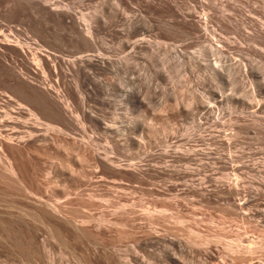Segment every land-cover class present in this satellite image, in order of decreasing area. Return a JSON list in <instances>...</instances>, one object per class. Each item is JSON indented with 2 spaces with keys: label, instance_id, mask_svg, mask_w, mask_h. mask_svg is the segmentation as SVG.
<instances>
[{
  "label": "rangeland",
  "instance_id": "1",
  "mask_svg": "<svg viewBox=\"0 0 264 264\" xmlns=\"http://www.w3.org/2000/svg\"><path fill=\"white\" fill-rule=\"evenodd\" d=\"M219 1L0 0V39L15 36L49 54L60 74L42 73L32 59L22 63L10 54L7 64L35 78V85L50 78L53 94H60L68 118L74 119L68 120L66 133L48 129L60 123L44 107L27 103L31 93L15 88L0 68V96L23 104L37 136L50 133L47 141L22 144V149L0 145V264H264V28H259L264 27V3L224 0L227 7ZM253 7L262 10L254 13ZM184 15L210 19V31L186 23ZM83 18L94 23L95 33L87 34L92 45L75 32V20ZM229 21H236L234 27ZM206 38L227 53L213 55ZM129 53L133 64L119 74ZM228 62L241 65L244 73ZM75 76L81 77L76 81ZM248 90H254L253 99ZM25 130L19 128V140L29 137ZM94 148L102 158L115 159L120 172L97 163ZM11 163L16 174L8 169ZM226 163L243 166L241 174L224 169ZM134 165L142 166L141 176ZM229 183L242 194L224 192ZM200 187L203 194L194 190ZM55 205L66 219L62 233L52 225L56 219L49 212Z\"/></svg>",
  "mask_w": 264,
  "mask_h": 264
},
{
  "label": "bare ground",
  "instance_id": "2",
  "mask_svg": "<svg viewBox=\"0 0 264 264\" xmlns=\"http://www.w3.org/2000/svg\"><path fill=\"white\" fill-rule=\"evenodd\" d=\"M167 1H169V0H167ZM173 1V0H172ZM175 1V0H174ZM197 1H199V0H197ZM221 1L223 2L224 0H220L219 2L221 3ZM230 1V0H229ZM241 1V0H240ZM246 1H248V0H246ZM257 1V0H256ZM256 1H254L253 0V2L252 3H254V2H256ZM14 2H15V0H14ZM170 2H171V0H170ZM231 2V1H230ZM232 2H234V0L232 1ZM236 2H237V0H236ZM235 2V3H236ZM251 2V1H250ZM258 2V1H257ZM20 3V2H19ZM22 3H23V1H22ZM166 3V2H165ZM224 3V2H223ZM222 3V4H223ZM234 3V4H235ZM238 3V2H237ZM236 3V4H237ZM240 3V2H239ZM242 3H244V2H242ZM242 3L241 4H239V6H241L242 5ZM262 3H264V0H263V2ZM15 4V3H14ZM174 5H175V3H173ZM204 4V3H203ZM212 4V3H211ZM210 4V5H211ZM225 4L226 3H224L223 5L225 6ZM260 4V3H259ZM16 5V4H15ZM176 5H177V3H176ZM214 5V4H213ZM211 6V8L213 7H215V5H217V4H215L214 6ZM17 6V5H16ZM205 6V5H204ZM223 6V7H224ZM226 6L227 7H231L230 6V4H226ZM233 6H235V5H233ZM239 6H237L236 5V9L239 7ZM243 6V5H242ZM257 6V5H256ZM261 6V5H260ZM263 6H264V4H263ZM15 7V6H14ZM20 7H22L21 6V3H20ZM223 7H222V9H223ZM254 7H255V5H254ZM252 8V9H254V13L257 11V9L259 8V9H261L260 7H257L256 8V10H255V8ZM16 8V7H15ZM46 8H48V7H46ZM176 8H177V6H176ZM208 8H210V7H208ZM207 8V9H208ZM210 8V10L212 11V9ZM215 8H217V6L215 7ZM215 8H214V12H215ZM242 8V7H241ZM234 9H235V7H234ZM244 9V8H243ZM251 9V10H252ZM258 9V10H259ZM250 10V11H251ZM262 10V9H261ZM54 11H57V10H55V8H54ZM59 11V10H58ZM61 11V10H60ZM64 11V10H63ZM179 11V10H178ZM208 11V10H207ZM217 11H221V8H220V10H217ZM223 11H225V10H223ZM253 11V10H252ZM218 12V13H219ZM226 12H227V10H226ZM243 12H245V11H242V13ZM261 12V11H260ZM259 12V14H261L262 13V17H263V11L260 13ZM213 13V12H212ZM221 13H223V12H221ZM237 13V12H236ZM239 13V12H238ZM237 13V14H238ZM257 13H258V11H257ZM55 14H57L59 17H61V18H66L67 16L65 15V13H63V12H55ZM68 14H69V12H68ZM72 14V13H71ZM209 14H210V12H209ZM223 14H225V13H223ZM228 14V13H227ZM240 14V16H242V14L241 13H239ZM246 13H244V15H245ZM215 15H216V13H215ZM218 15V18H219V16L221 17V15H219V14H217ZM235 15V14H234ZM243 15V17H247V16H244ZM247 15V14H246ZM213 16V15H212ZM211 16V17H212ZM229 16H231V14H229ZM238 16V15H237ZM37 17V16H36ZM206 17V16H205ZM223 17V16H222ZM225 17H226V14H225ZM243 17H241V18H243ZM251 17V16H250ZM250 17H248V19L250 18ZM46 18V17H45ZM68 18H72V20H73V17H71V16H69ZM95 18V17H94ZM97 18V17H96ZM173 18V17H172ZM175 18V17H174ZM174 18H173V20H174ZM184 19H182V20H185V22L186 23H190L191 21H194V23H195V25L197 26V27H199V28H201V30L202 29H208V27L210 26H208V23H209V21H210V19H209V21H208V23H207V21H206V19H205V21L203 20V18H198L197 20H193V19H188V17H185V15H184V17H183ZM190 18V17H189ZM209 18H210V16H209ZM213 19H214V17H212ZM211 18V19H212ZM224 18V17H223ZM77 19H79V18H77ZM84 19V21L83 20H75V25L77 26V28L79 29V31H75V32H77V34L83 39V40H85L87 43H90L91 45L94 43L93 41V38H92V42H91V37H89L87 34H89V35H93V33H95L94 31H93V21H91V19L92 18H89V19H87V18H83ZM213 19H212V21H213ZM221 19V18H220ZM225 19V18H224ZM46 20V19H45ZM191 20V21H190ZM215 20H219V19H215ZM214 20V21H215ZM223 20V19H222ZM222 20H220L219 21V23L222 21ZM226 20V19H225ZM228 20V19H227ZM226 20V21H227ZM252 20V19H251ZM251 20L249 21V22H251ZM211 21V22H212ZM237 21V20H236ZM235 21V22H236ZM239 21V20H238ZM241 21V20H240ZM254 21V20H253ZM252 21V23H254ZM218 22V21H217ZM223 22V21H222ZM222 22H221V24H222ZM230 22L231 21H229V23L228 22H226V23H228V24H230ZM235 22L231 25V26H233L234 27V24H235ZM242 22H243V20H242ZM241 22V23H242ZM244 22H246L245 20H244ZM219 23H217V24H219ZM224 23H225V21H224ZM239 23V22H238ZM257 23V22H256ZM259 23V22H258ZM148 24V23H147ZM220 24V25H221ZM244 24V23H243ZM255 24V23H254ZM219 25V27H221ZM238 25V24H237ZM242 25V24H241ZM252 25V24H251ZM250 25V26H251ZM62 26V25H61ZM64 26V25H63ZM174 26V25H173ZM172 26V27H173ZM240 26V25H239ZM244 26H245V24H244ZM257 26H259V25H257ZM225 27H227V26H225ZM235 27H238V26H236L235 25ZM246 27H249V26H247L246 25ZM252 28L253 27H255L256 28V24L255 25H253V26H251ZM67 28V27H66ZM65 28V30H67ZM176 28V27H175ZM222 28H224V26L222 27ZM221 28V29H222ZM241 28H243V26L241 27ZM258 28V27H257ZM261 30H262V28H264L263 26L261 27V25H260V27H259ZM177 29V28H176ZM180 29V28H179ZM244 30H245V28H243ZM243 29H240V31H242V32H244V30ZM249 29V28H248ZM260 29H258V30H260ZM182 30V29H181ZM226 31L228 30V29H225ZM229 30L230 31H233V30H231L230 29V27H229ZM254 30H256V29H254ZM253 29H252V31H254ZM258 30H257V32H258ZM259 31L260 33H262V31ZM208 31V30H207ZM209 31H210V27H209ZM230 31H228V32H230ZM61 32V31H60ZM75 32L73 33L74 35H75ZM205 32V31H204ZM237 32H239V30L237 31ZM236 32V34H238ZM256 32V31H255ZM256 32V33H257ZM264 32V31H263ZM62 33H64V32H62ZM66 33H67V31H66ZM70 33V32H69ZM207 33V32H206ZM233 33H234V31H233ZM240 33V36H241V32H239ZM246 33H248V32H245L244 34H246ZM255 33V34H256ZM77 34L75 35V36H77ZM180 34V33H179ZM199 33H197V35H198ZM204 33H202V35H203ZM250 34V33H249ZM254 34V35H255ZM263 34V33H262ZM11 35V34H10ZM13 35V34H12ZM74 35H73V37H74ZM96 35H97V33H96ZM149 35H151V34H148L147 36H149ZM185 35H186V32H185ZM189 35V34H188ZM200 35V34H199ZM208 35H209V33H208ZM248 35V34H247ZM246 35V36H247ZM253 35V36H254ZM258 35V34H257ZM260 35V34H259ZM264 35V34H263ZM14 36V35H13ZM206 36H207V34H206ZM243 36H245V35H243ZM242 36V37H243ZM252 36V35H251ZM253 36H252V38L250 39V37L248 38V39H250V40H252L253 39ZM261 36V35H260ZM72 37V38H73ZM93 37V36H92ZM99 37H101V35L99 36ZM146 37V36H145ZM198 37V36H197ZM200 37V36H199ZM205 37V36H204ZM209 37H210V35H209ZM259 37V36H258ZM263 37V36H262ZM1 38V37H0ZM11 38H12V36H11ZM11 38H8V37H5V38H3V39H0V68L3 70V73L6 75H8V76H10L11 77V79L9 80L10 82H13L14 83V85L16 86L15 88H17L18 90L20 89V90H25L27 93L29 92V93H31L30 95L32 96V98H30L29 96H28V98H26L27 100H28V102L27 103H30L32 106H36V105H40V106H42V107H44L45 109H46V114H48V115H50V117L52 116L53 118H55L54 120L55 121H57V122H59L60 123V125L59 126H57L58 124H55V122H53L54 123V126H51V127H49L48 129H54V131L55 130H57L56 131V133H58V131H59V134H60V132H62V131H66L67 129H68V124H67V122H68V120H70L69 118H68V116L67 115H70V114H67V111H66V109H65V107H63V103H61V100H60V98H59V95L60 94H57L56 96L54 95L55 93H54V91H53V89L56 87L54 84H51L50 82V76L49 77H47V78H49V79H44V81H42V84L40 85H35L33 82H32V80H36L35 78H31L29 75V77H26V76H24V74H23V72H22V70H21V72H18V71H16V69L15 68H11L12 66V64L9 66L7 63H8V61L6 60L7 59V56L10 54V55H12L13 57L14 56H16L17 57V59L19 60V61H21L22 63H24L25 61L27 62L29 59H30V61H31V59H32V62L33 63H35V65H33V66H35V69L38 71L39 70V67L40 68H42L41 69V71L42 70H45V72L47 71L51 76H57V78H59L58 76H59V69H58V66H57V62L56 63H52V62H54V61H52V60H50V58L48 57V55L46 56L45 54H44V52L42 53L41 52V50H38V49H36V47L35 48H33V47H31V45H24L23 43H22V39L20 40V39H18V38H16L15 36H14V38L13 39H11ZM64 38V37H63ZM77 38H78V36H77ZM97 38H98V35H97ZM102 38L103 37H101V40H102ZM148 38V37H147ZM202 38V37H201ZM245 38V37H244ZM243 38V39H244ZM259 38H261V37H259ZM82 39L80 40V41H82ZM141 39V38H140ZM139 39V40H140ZM254 39H256L255 40V43L257 42V38L256 37H254ZM262 39V38H261ZM264 39V38H263ZM73 40V39H72ZM95 40L97 41V39L95 38ZM142 40V39H141ZM140 40V41H141ZM144 40V39H143ZM147 40V39H146ZM201 40V39H200ZM203 40V39H202ZM206 41H208L209 42V45L207 46V48L209 49V51H211L212 53H213V55H221V56H223L224 54H225V50L221 47V46H219L218 44H216V42L211 38V39H209V38H206L205 39ZM205 40H203V41H205ZM25 41V40H24ZM95 41V42H96ZM135 41V40H134ZM152 41V40H151ZM261 41V40H260ZM259 41V42H260ZM263 41V40H262ZM84 41H82V43H83ZM106 42V41H105ZM108 42V41H107ZM58 43V42H57ZM74 43V42H73ZM87 43H86V45H87ZM97 43H99V41H97ZM139 43V42H138ZM142 43V42H141ZM143 43H144V41H143ZM149 43V42H148ZM203 43V42H202ZM227 43V42H226ZM258 43V42H257ZM262 44H263V42H261ZM79 44V43H78ZM102 44H105L104 42H102ZM140 44V43H139ZM138 44V45H139ZM224 44V43H223ZM85 45V44H84ZM95 45V44H94ZM98 45V44H97ZM136 45H137V42H136ZM78 46V45H77ZM87 46H90V45H87ZM96 46V45H95ZM103 46V45H102ZM135 46V45H134ZM229 46V45H228ZM85 47V46H84ZM91 47V46H90ZM98 47H99V49H100V45H98ZM95 48V47H94ZM133 48V47H132ZM135 48V47H134ZM206 48V47H205ZM88 49V48H87ZM86 49V50H87ZM96 49H98L97 48V46H96ZM110 49V48H109ZM108 49V50H109ZM82 50V49H81ZM88 50H92V48L91 49H88ZM87 50V51H88ZM134 50V49H133ZM205 50H207V49H205ZM79 51H80V49H79ZM136 51V50H135ZM208 51V52H209ZM6 52H9V53H6ZM80 52H82V51H80ZM86 53V51H83L82 52V54L83 53ZM91 52V51H90ZM102 52H104V51H102ZM108 52H110V50L108 51ZM130 52L132 53V51H131V49H130ZM211 52H209V53H211ZM50 53V52H49ZM78 53V52H77ZM76 53V54H77ZM93 53H95L94 51H93ZM137 53V52H136ZM135 53V54H136ZM227 53V52H226ZM79 54H81V53H79ZM88 54V53H87ZM96 54H99V53H97L96 52ZM95 54V56H97ZM108 54V53H107ZM135 54H133V55H135ZM9 55V56H10ZM92 55H94V54H92ZM104 55V54H103ZM56 56V55H55ZM55 56H54V58H55ZM74 56V55H73ZM76 56H78V54L76 55ZM83 56V55H82ZM89 56H90V58H91V60H95V58H94V56L92 57L90 54H89ZM89 56H87V57H89ZM99 56V55H98ZM102 56V55H101ZM101 56H99V57H101ZM108 56V55H107ZM210 56V55H209ZM79 57V56H78ZM85 58H87L86 56H84ZM135 57V56H134ZM226 57V56H225ZM224 57V58H225ZM90 58H88V60L90 59ZM104 58V57H103ZM119 58V57H118ZM6 61H5V60ZM105 59V58H104ZM103 59V60H104ZM112 59H114L115 60V56H114V58H112ZM112 59H111V61H112ZM116 59H117V57H116ZM123 59H125L122 63H121V65H120V67H118V65H117V67L119 68V71H118V69H116L117 71H118V73L120 74L123 70H125L126 68H127V70H128V68H129V64L130 63H132V61H134V59L132 58V56H131V54L129 53L128 54V57L126 56L125 58H123ZM122 59V60H123ZM133 59V60H132ZM135 59H136V57H135ZM217 59V58H216ZM17 60V61H18ZM67 60V59H66ZM66 60H64V62L66 61ZM80 60V59H79ZM83 59L81 58V61H82ZM90 60V61H91ZM99 60V59H98ZM132 60V61H131ZM56 61V60H55ZM68 61V60H67ZM121 61V60H120ZM227 61V60H226ZM228 61H229V57H228ZM59 62V61H58ZM72 62V61H71ZM74 62V61H73ZM72 62V63H73ZM79 62V61H78ZM104 62V61H103ZM113 62V61H112ZM114 62H116V60L114 61ZM117 62H119V61H117ZM224 62V61H223ZM31 63V62H30ZM71 63V64H72ZM76 63V62H75ZM92 63H94V62H92ZM219 63V62H218ZM221 63V62H220ZM228 63H230V62H228ZM61 64V63H60ZM70 64V62L68 63V65ZM70 64V65H71ZM74 64V63H73ZM77 64V63H76ZM78 64H80V63H78ZM133 64V63H132ZM27 65H29V64H27ZM84 65V67H86L85 66V64H83ZM104 65H106V64H104ZM115 65V64H114ZM225 65V64H224ZM14 66V65H13ZM32 66V67H33ZM63 65H61V67H62ZM107 66V65H106ZM130 66H132V65H130ZM222 66V65H221ZM228 66L230 67V68H233L234 69V71H235V69H237V71H240V72H243V71H241L242 69L240 68L241 67V65H237V63H230V64H228ZM30 67V66H29ZM64 67L65 66H63V68L62 69H64ZM68 67V66H67ZM74 67V66H73ZM108 67V66H107ZM115 67V66H114ZM113 67V68H114ZM216 67V66H215ZM17 68V67H16ZM34 68V67H33ZM81 68H82V66H81ZM226 68V67H225ZM252 68V67H251ZM69 69H70V67H69ZM78 69V68H77ZM76 69V70H77ZM87 70L89 69L88 67L86 68ZM130 69V68H129ZM217 69V68H216ZM67 70V69H66ZM80 70V69H79ZM114 69H112V71H113ZM215 70V69H214ZM223 69H221L220 71H222ZM229 70V69H228ZM249 70V69H248ZM253 70H254V68H253ZM63 71V70H62ZM65 71V70H64ZM69 71V70H68ZM71 71V70H70ZM90 71V70H89ZM93 71H94V69H93ZM93 71H92V74H93ZM226 71V70H225ZM231 71V70H230ZM236 71V72H237ZM33 72H35V74H36V71H34L33 70ZM44 71H42V73H43ZM65 72H67V71H65ZM73 72V71H72ZM81 72V71H80ZM79 72V73H80ZM224 72V71H223ZM245 72H246V69H245ZM249 72V71H248ZM1 73H2V71H1ZM25 73H28V72H25ZM38 73V72H37ZM40 73V72H39ZM78 72H77V74H79ZM118 73H115V74H118ZM218 73V72H217ZM227 73V72H226ZM244 73V72H243ZM242 73V74H243ZM250 73V72H249ZM259 73V72H258ZM30 74V73H29ZM41 74V73H40ZM64 74L65 73H63V76H64ZM77 74H76V76H77ZM81 74V73H80ZM234 75H235V73H233ZM247 74V73H246ZM5 75H4V77H5ZM25 75H27V74H25ZM41 75H43V74H41ZM44 75H45V73H44ZM47 75V74H46ZM65 75H67V74H65ZM226 75V74H225ZM230 75V74H229ZM239 75V74H238ZM250 75V74H249ZM7 76V77H8ZM31 76H33V75H31ZM75 76V77H76ZM82 76V75H81ZM81 76H78V77H76V81L78 80L77 78H79V77H81ZM227 76V75H226ZM236 76H237V74H236ZM243 76V75H242ZM246 76V75H245ZM261 76V75H260ZM3 77V78H4ZM45 77V76H44ZM43 77V78H44ZM93 77V76H92ZM95 77V76H94ZM99 77V76H98ZM234 77V76H233ZM248 77V76H247ZM262 77H264L263 75H262ZM38 78V77H37ZM46 78V77H45ZM55 78V77H54ZM65 78V77H64ZM96 78V77H95ZM102 78V77H101ZM253 78V80H254V77H252ZM38 79H40V77L38 78ZM99 79H100V77H99ZM97 80V78H96V82H99L100 81V83L102 82V83H104V81H101V79L100 80ZM104 79V78H103ZM264 79V78H263ZM50 82H49V81ZM64 80V79H63ZM105 80V79H104ZM240 80V79H239ZM262 80V79H261ZM263 81V80H262ZM38 82V81H37ZM64 82H66L65 80H64ZM108 82V81H107ZM144 82V81H143ZM231 82V81H230ZM258 82V81H257ZM39 83H41V82H39ZM79 83H80V81H79ZM264 83V82H263ZM106 84H108V83H106ZM134 84V83H133ZM137 85V84H136ZM92 86V85H91ZM102 86H103V84H102ZM107 86H109V85H107ZM139 86V85H138ZM141 86V85H140ZM258 86V85H257ZM76 87L78 88V86H77V84H76ZM133 87V86H132ZM135 87V86H134ZM14 88V89H15ZM110 88H111V86H110ZM110 88L108 87V89L110 90ZM137 88H139V87H137ZM137 88L135 89V90H137ZM79 89V88H78ZM107 89V90H108ZM139 89H141V88H139ZM77 90V89H76ZM108 90V91H109ZM130 90H132V89H130ZM78 91V90H77ZM79 91H80V89H79ZM139 91H142V90H139ZM81 92V91H80ZM84 92V91H83ZM94 92L96 93V91L94 90ZM105 92V91H104ZM134 92V91H133ZM144 92V91H143ZM258 92V91H257ZM20 93V92H19ZM28 93V94H29ZM54 93V94H53ZM79 93V92H78ZM109 93H111L110 91H109ZM247 94H248V96H249V98L250 99H253L256 95H255V92H254V90H252V91H247L246 92ZM33 94V95H32ZM80 94V93H79ZM83 94V93H82ZM112 94V93H111ZM141 95V93H139L138 92V95ZM1 95V94H0ZM85 95H86V93H85ZM90 95V94H89ZM109 95V94H108ZM126 95H128V94H126ZM259 95V94H258ZM91 96V95H90ZM87 97V96H86ZM259 97V96H258ZM7 98V97H6ZM107 98V97H106ZM145 98V97H144ZM242 97H240V99H241ZM262 98V97H261ZM82 99H84L85 100V98H82ZM105 99V98H104ZM143 99V98H142ZM147 99V98H146ZM239 99V98H238ZM245 99H247V98H245ZM244 99V100H245ZM256 99V98H255ZM145 101V100H144ZM247 101V100H246ZM146 102V101H145ZM83 103V102H82ZM84 104H85V101H84ZM250 104V103H249ZM261 107V106H260ZM87 108V107H86ZM249 108V107H248ZM25 107L23 106V104L21 105V104H18V105H13V103L11 102V100H10V98H7V99H4V98H2L1 96H0V145L1 146H3V147H6L8 144H13V145H15V148L17 147V149H22L21 147H23L24 148V145H22V144H26L27 143V145L31 142H35V141H37V140H40V142L41 141H47L48 140V136L50 135V133H49V135L48 136H46V135H44L43 134V132H45V133H47L46 131H42V135H40V136H37V134H35L34 132H37V129H36V127H35V125H36V122H35V125L33 124V123H31V122H29L28 120H27V118H24L25 116H24V113H25ZM38 109V108H37ZM44 109V110H45ZM245 109H246V107H245ZM258 109V108H257ZM29 110V109H28ZM88 110V109H87ZM83 112V111H82ZM84 112H85V110H84ZM92 112V111H91ZM68 113H69V111H68ZM94 113V112H93ZM96 113V112H95ZM49 117V116H48ZM49 117V118H50ZM101 117V116H100ZM26 119V120H25ZM33 120V119H32ZM72 120H74V119H72ZM72 120H70V122L72 121ZM33 121H35V120H33ZM38 122H39V120H38ZM56 122V123H57ZM70 122H69V124H70ZM219 122V121H218ZM51 123H52V121H51ZM74 124H75V122H74ZM79 124V123H78ZM41 125H42V123H41ZM44 125V124H43ZM46 125V124H45ZM49 126V125H48ZM47 126V127H48ZM74 126H76L77 127V125L75 124ZM73 125H72V127H74ZM80 126V125H79ZM78 126V127H79ZM106 126H108V125H106ZM38 127H40V124H39V126ZM46 126H44L43 127V129L42 130H45L46 128H45ZM241 127V126H240ZM247 127V126H246ZM19 128H25L26 130H27V135L29 136H27L28 138H21L20 136H22V135H19V137H20V140L18 139V137H17V135L19 134ZM42 128V127H41ZM70 128H71V125H70ZM106 128H108V127H106ZM242 128L243 129H245L243 126H242ZM242 128L241 129H238V133H239V131H241L242 130ZM249 128V127H248ZM247 128V129H248ZM73 129V128H72ZM82 129H83V127H82ZM112 129H113V127H112ZM21 130V129H20ZM23 130V129H22ZM25 130V131H26ZM51 130L49 131V132H51ZM81 130V129H80ZM24 131V130H23ZM40 132H41V129L39 130ZM68 131V130H67ZM70 131V130H69ZM22 132V131H21ZM120 132V131H119ZM118 132V133H119ZM38 133V132H37ZM66 133V132H65ZM40 134V133H39ZM61 134H63V133H61ZM126 134H128V133H126ZM237 134V133H236ZM26 136V135H25ZM51 137V136H50ZM128 138V137H127ZM52 139V138H51ZM48 142H50V141H48ZM47 143V142H46ZM87 144H92L93 145V142H86ZM231 143H233V141L231 142ZM223 144V143H222ZM228 144V143H227ZM26 145V146H27ZM229 145H230V143H229ZM228 146V145H227ZM94 151H95V159H96V162L97 163H99L100 165H102V166H109V168H111L112 170H114L115 172L116 171H119L122 167H121V165L120 164H118V163H115V159L113 160L112 158H106V156H105V158L107 159H105V158H102V157H104V156H100V152L98 153V151H97V149H95L94 148ZM108 152H106L105 154H107ZM104 154V155H105ZM154 155V154H153ZM111 157V156H110ZM191 158V157H190ZM0 159H1V154H0ZM216 159H218V158H216ZM108 160H109V162H108ZM110 161H111V163H110ZM237 161V160H236ZM120 162V161H119ZM238 162V161H237ZM227 164V163H226ZM123 165V164H122ZM129 166H132V165H129ZM138 166V165H137ZM135 166L134 165V167H133V172H135V174H137V175H139V176H141L142 175V170L139 168L140 166ZM10 168H8L9 169V171L11 172V173H14V174H16L17 172H16V167H15V164H13V163H11V165L9 166ZM98 167V166H97ZM249 167V166H248ZM248 167H246L247 169H248ZM251 167V166H250ZM249 167V169L251 170H253V168H250ZM101 168V167H100ZM99 168V169H100ZM141 168H142V166H141ZM223 168V167H222ZM244 168H245V166H244ZM66 169V168H65ZM145 169V168H144ZM224 169H226V170H233L234 172H236L237 174H241V170L243 169V166L241 167V166H238V165H235V164H233L232 165V163H231V165H224ZM21 170V169H20ZM255 170V169H254ZM120 172V171H119ZM145 172V171H144ZM147 172V171H146ZM232 172V171H231ZM255 172V171H254ZM148 173V172H147ZM144 174V173H143ZM73 175V174H72ZM12 176H13V174H12ZM50 176V175H49ZM241 176V175H240ZM18 178H19V175H18ZM21 179V178H20ZM22 180V179H21ZM235 181V180H234ZM18 182H19V184L21 185V182L18 180ZM240 183V182H239ZM239 183H237V184H239ZM244 183V182H243ZM228 184V183H227ZM236 184V183H235ZM233 185V183L231 184V183H229V185H227V187H226V189H223V187H222V189L224 190V192H226V193H228L229 194V196L231 195V196H236V195H241L242 194V192H243V190H241L238 186L236 187V185ZM259 185V184H258ZM261 185H263L262 183H261ZM22 186V185H21ZM24 186V185H23ZM225 187V186H224ZM24 189H28L27 188V186H24L23 187ZM246 189V188H245ZM194 190H196L197 192H200V193H204L205 191H204V189L203 188H195ZM191 192H195V191H191ZM196 192V193H197ZM249 192V191H248ZM28 193H29V191H28ZM202 194H201V196H202ZM260 195V194H259ZM44 196V195H43ZM256 196V195H255ZM47 200V199H46ZM45 200V201H46ZM234 200V199H233ZM249 201H251L250 199H248ZM247 200V201H248ZM44 201V200H43ZM49 201H50V199H49ZM49 201H48V203H49ZM58 201V200H57ZM246 201V202H247ZM55 202V201H54ZM61 202V201H60ZM48 203H45L46 205L48 204ZM234 203V202H233ZM232 203V204H233ZM249 203L250 202H248V203H245V204H241V206H239L240 208H246V205H249ZM42 204V203H41ZM41 204H39V205H41ZM237 205V204H236ZM253 205V204H252ZM48 207H50L49 205H48ZM237 207V206H236ZM238 207V208H239ZM51 208V207H50ZM63 208V207H62ZM63 210V209H62ZM66 210V209H65ZM50 214H51V216H53V217H55V219H56V221H54V223L52 224L53 225V227L55 228V230L58 232V233H62L63 231H64V226L62 225V222H61V220H63V221H66V219L65 218H63L61 215H63V214H61V210H60V206L59 205H55L54 206V209H53V211H51V212H49ZM49 214V215H50ZM39 215V214H38ZM42 215H40V217H41ZM64 216V215H63ZM247 217V216H246ZM67 218V217H66ZM73 218V217H72ZM43 221V220H42ZM75 221V220H74ZM85 222V221H84ZM43 223H44V221H43ZM80 224V223H79ZM46 225V224H45ZM84 225V224H83ZM48 226V225H47ZM79 226V225H78ZM49 227H50V225H49ZM81 228V227H80ZM52 228H50V230H51ZM52 231V230H51ZM53 233V232H52ZM53 235V234H52ZM69 236V235H68ZM249 244V243H248ZM239 246V245H238ZM247 246V245H246ZM244 247V246H243ZM249 247H252V245L251 246H249ZM192 248V247H191ZM245 248H247V247H245ZM244 249V248H243ZM248 249V248H247ZM250 250H251V248H249ZM249 251V250H248ZM192 252V251H191ZM193 253V252H192ZM127 262V261H126ZM133 263V262H132ZM124 264V263H123ZM126 264H128V263H126ZM131 264V263H130Z\"/></svg>",
  "mask_w": 264,
  "mask_h": 264
}]
</instances>
